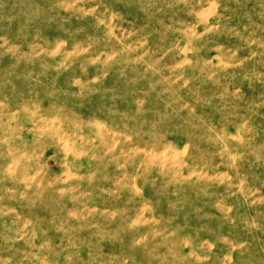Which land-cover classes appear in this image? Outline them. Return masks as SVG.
Returning <instances> with one entry per match:
<instances>
[{
    "label": "rangeland",
    "instance_id": "rangeland-1",
    "mask_svg": "<svg viewBox=\"0 0 264 264\" xmlns=\"http://www.w3.org/2000/svg\"><path fill=\"white\" fill-rule=\"evenodd\" d=\"M0 264H264V0H0Z\"/></svg>",
    "mask_w": 264,
    "mask_h": 264
}]
</instances>
